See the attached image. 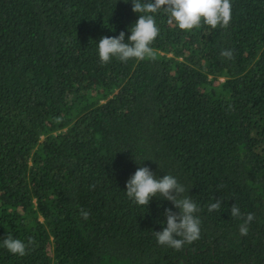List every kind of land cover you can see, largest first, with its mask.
Here are the masks:
<instances>
[{
  "label": "trees",
  "instance_id": "trees-1",
  "mask_svg": "<svg viewBox=\"0 0 264 264\" xmlns=\"http://www.w3.org/2000/svg\"><path fill=\"white\" fill-rule=\"evenodd\" d=\"M153 15L154 58L102 64L132 0H0V264H264V0H231L226 28ZM140 166L185 187L198 240L157 243L178 209L127 197Z\"/></svg>",
  "mask_w": 264,
  "mask_h": 264
},
{
  "label": "clouds",
  "instance_id": "clouds-1",
  "mask_svg": "<svg viewBox=\"0 0 264 264\" xmlns=\"http://www.w3.org/2000/svg\"><path fill=\"white\" fill-rule=\"evenodd\" d=\"M161 9L168 15L170 25L174 23L180 30L185 31L200 27L202 22L213 29L217 26L226 28L231 20V0H132V11L138 13L139 18L130 28L131 35L127 37V41L124 31L118 36L101 37L97 43L100 62L106 64L113 57L121 62L133 58H154L150 45L158 36L159 28L153 14ZM220 55L230 60L233 58V50H221ZM125 192L130 200L140 206L148 205L153 197L159 195L178 209V212L171 208L165 209L166 226L162 231L154 232L158 244L180 250L185 243L191 244L199 239L200 219L195 214L200 209L190 196L184 195L185 187L173 175L167 173L158 178L148 167L140 166L126 181ZM221 203V200L210 203L208 211L219 210ZM80 215L84 220L89 217V213L83 209L80 210ZM231 216L243 220L239 225V234L247 236L248 226L254 220V215L248 213L242 216L240 208L234 204L231 207ZM32 242L29 238L28 244ZM2 243L12 254H26L27 245L10 233Z\"/></svg>",
  "mask_w": 264,
  "mask_h": 264
}]
</instances>
